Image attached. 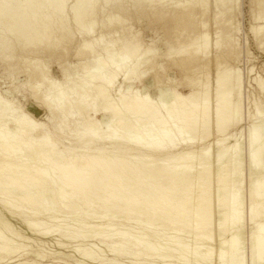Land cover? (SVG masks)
Instances as JSON below:
<instances>
[{
    "label": "rangeland",
    "instance_id": "obj_1",
    "mask_svg": "<svg viewBox=\"0 0 264 264\" xmlns=\"http://www.w3.org/2000/svg\"><path fill=\"white\" fill-rule=\"evenodd\" d=\"M176 1L178 0H175L174 2ZM179 2H181V0ZM72 3L74 4V0H68L67 5H69V7L66 9L68 12L66 13L68 15V24L71 27L70 29L72 31L74 29V38L70 41H62V45L58 47L57 53H55L54 56L42 55L39 52H30L28 54L24 53L20 56L19 51L5 52L3 51L5 49H2L0 46V104L2 107L8 105L5 106L4 109L0 106V141L3 142L5 139L6 142H11V140L15 139L12 138V134H14L13 131H17L15 130L17 124L7 116V114H9L7 112H20L19 114L13 113L14 115H11L16 116L24 113L25 115L32 117L35 121L42 123L44 127L41 129V132L49 131L48 133L51 135V143L56 146L58 152H64V154L68 157L76 156L77 158H81L85 156L92 159L97 156L98 153L102 152L106 156L111 155L122 157L121 160L123 158L128 159L130 157L128 156L129 150L126 149L127 147L105 143L102 140L95 138V129L93 130V128L88 125L86 127V123H88L86 120H90L91 118L93 119L94 117L101 122V125L99 126L101 127L99 133L105 132L106 134L109 133V131L111 133V131L113 132L116 129V124L113 120L111 121L112 123L110 122L108 124L103 122L104 116H108L110 118L109 120H111V115L108 112L105 113L104 110L102 112V106L100 107L102 99L98 98L97 100L96 94L92 95L95 87L102 85L114 99L115 103H118L121 94L129 95L131 92L137 91H146L155 102H158V90L164 88L169 89L170 92L174 93L176 91L182 96L191 97V101H196L198 96L197 93L200 94L201 92L200 88L196 87L195 89V87L187 81L190 76L195 75L201 80L200 82L208 84L206 92L210 95V107L212 108L210 111L211 121L209 124L213 133L208 139H198L194 144L184 143L183 139L186 138V140H188L193 137V134L186 133L188 136L184 134L182 137L178 133L179 131L177 130V127L173 125V134H171V138L176 140V142L181 145H179L176 149L162 151L160 156L162 155L168 157L178 153L190 151L194 152L192 153L194 155V159L193 161L191 160V162H188V165H192V171L194 172L196 169H202V166L204 168L205 165H208L210 168L209 170L212 171L214 176H216L219 171H226L228 169L229 182L231 181L229 183L231 188H229L230 190L232 189L231 194L233 193V190L238 191L239 189L241 196V198H238V201L240 202L239 211L242 217L239 216L241 224L239 223L238 228H244L242 235L237 237L238 241L236 240L235 242L237 245H240V247H237L235 244V248L237 247L238 249H236L239 250H234L237 251V254H235L238 256V252L241 253L242 257H244L245 264H264V260H254L255 251L252 250L255 248V246H253L255 243L254 240L258 242L259 239L253 238L255 236V232L257 231V227L259 224H264V178L262 181L259 180L264 176V163H261L262 161L264 162V160L260 159V164L258 162V165H256L257 163L253 165L251 162L252 149L250 146L251 128L259 125L264 129V10L261 11L259 9L258 0H232L228 4L229 12L225 15L219 14V8L216 0H207L206 9H197L196 18L199 21L204 20V23L206 21L205 25L200 28V32L203 29V32L206 31L204 33L208 34V44L206 49L208 56L206 60L207 62L210 60L212 61L218 54H222L224 56L221 59V68H223V66L229 67L233 71H231L230 81L233 87L232 95L235 108L241 104V109L239 111L240 114L236 115V111L233 113V124L229 127L227 133L222 135L223 137L217 134L215 123L216 114L214 107L217 105V66L214 63H210L206 70H193L192 72L195 74L190 75V73L184 72L175 63L176 59L181 56L180 49L186 48V50L192 51L193 53L202 52L204 47L199 50L198 47H191L189 45V38L192 37V33L184 32L183 37L180 39L181 46L179 48L173 46V48L170 49V44H168V42H170L171 39L166 35L163 22L159 21L158 23V21L150 17L148 13L146 14V11H143L145 13L144 14L140 8L132 10L130 13L129 11H127V13L115 11L112 8L113 6L111 3H100L97 5V27L95 26L92 31L93 33H91V31L88 32L87 30L80 31L77 29L78 27L74 24V21H71L72 11H70V5H72ZM130 5L131 4H127V7L131 9ZM111 11L112 14H115L125 20V26L124 24L121 25L120 23H115L116 21L110 24L107 16L111 14ZM203 12H205V16L201 15ZM105 14H107V16ZM1 31L2 29L0 30V34H2ZM124 36L128 38L127 40H130L128 53L131 56L129 59L125 60H123L124 54L120 51L121 47H118L119 44L122 43L121 41L126 40ZM86 37H88V39L92 37L91 40L94 42V50H85L83 51L84 53L82 52V55H79L78 52L83 46L82 40ZM117 38L121 41L117 44L115 43L112 47L113 49H111L108 53L105 52L104 49L106 47H109V45L113 42L119 41ZM174 40L175 39H173V41ZM31 53H33V55H31ZM97 56H100L106 64L101 65L98 62ZM32 57H35L36 61L39 60L38 62H41L39 63L40 65H43L44 68L46 67L45 69H48V76H50L51 80L49 77L48 80L47 78H44L39 70H37V75H29L30 70L27 69L26 65L32 60ZM27 58L31 59L29 60ZM35 59L32 60V62H35ZM203 61H205V59ZM118 64L119 66L117 67ZM65 67L68 68L64 69ZM67 69H70L69 73L65 72ZM107 72L116 74L117 81H115V84L113 82L112 86L111 84H108L107 81H103V78L105 79L108 77ZM127 74H132V76L126 77ZM52 81H56V83L58 82L57 85L53 84L52 86ZM60 83H62V86ZM33 87H37V89L33 90ZM71 87H77V90L71 91L69 89ZM128 87H131V90H129ZM58 88H60L59 90L62 93L56 90ZM40 95L41 97H47L48 99L44 98V100H40L36 97H39ZM58 95H61L62 97H59ZM168 99L161 100L157 104L163 108V112L167 118L168 115L166 114L167 112H165V108H168L169 106L171 107V104L173 105L172 100ZM62 100H66L67 102ZM73 101H76L74 102L76 103L75 105L74 103L72 105L71 102ZM80 102L82 104H80ZM63 103H65V105L66 103L67 105L70 103L71 107L68 105L70 109L73 107L71 110L68 108V114H64V111L62 110V107L64 106ZM83 103L86 106H83ZM88 108H91V110ZM183 109H185L184 106H178V114L180 116H182L181 114ZM237 116H240V122L237 119ZM182 118L181 120H183ZM130 119L132 121H136L133 118ZM144 120L146 119H143V121ZM181 120L179 122H181ZM169 121L171 120L169 119ZM144 122L146 123L141 122L139 124L137 121L133 122L135 126L137 125L136 127L140 126V129L139 127L137 129L141 134V139L144 140L147 136L146 139L149 138L147 141L156 140L158 134L160 135L161 132L158 129L155 130L149 127L150 125L147 121ZM145 125L147 126L145 127ZM110 126L112 127L110 128ZM88 127L92 130H88ZM99 127L97 129H99ZM6 128H8L10 132L6 130ZM197 128L199 131L196 134L203 135V127L199 125ZM87 131H93L94 133H88ZM2 132L5 133L3 134ZM120 132L122 133V131ZM129 133L130 132H127L129 136H133L132 133ZM127 134L125 133V135ZM150 134H152V136ZM260 136V142H258L260 143V146H264V131ZM219 140H223L220 145H218ZM32 141L34 142L35 139H32ZM15 146H18V149L16 147L17 150L20 151L22 149L23 152H26L27 154H32L34 151L33 149L30 150V148L26 149V146L18 143H16ZM257 146H259V144ZM220 149L222 152H220ZM30 151H32V153ZM218 151L223 153V157L226 155L222 159V164H220L221 160L218 157ZM133 153L134 151H132L131 154ZM156 158L158 159L159 156ZM200 159H204V163ZM223 161L225 165L223 164ZM4 163L5 159L0 156V165ZM200 163H202V166ZM42 165L45 166L44 163ZM255 165L256 167L254 168ZM252 166L254 169H252ZM232 167L241 168L239 170L237 168L238 171L236 170L235 172L234 170H231ZM229 171L234 174H231ZM260 173L263 174L261 175ZM56 174L57 173L51 169L49 175H51V178L56 182L54 185H47L46 187V184H44L43 186L37 188L34 187L35 190L33 189V186L28 185L26 194L27 192L29 194L26 195L27 197L18 189L0 188L1 200L5 198V200H7L9 198L8 200L12 201L11 198H14L13 200H17L21 197H30L28 195H31L34 198H40L41 200V202L39 201L43 206V208L41 207V213L32 215L35 213L34 210L30 209L29 206L25 204L26 206H24L23 210L30 211V214L27 213L24 215L26 217L22 216L23 218L7 214L6 219L8 221V227L6 229L3 226L1 227V230L4 233L3 235L11 239L12 242L14 241L13 243L11 242L12 247L20 250L18 255L21 256L23 262H27L28 264H36L39 260V258L36 257L37 255L44 257L43 264H56L57 262H61L63 264H220L219 254L221 246L219 245V242L222 239H225L226 241L230 240L236 230L233 229L234 227L232 226H234V224L231 220L232 224H230V227L232 228L229 229V232H227L224 236L221 234L223 237L219 234L220 229L218 215L221 216V208L219 207L217 200V194H219L217 176L215 177V183L212 186L213 195L211 194L213 197L212 205L215 215L213 226L215 231L213 232L214 236L212 242L209 241L206 243V241H202V236L200 238V236L195 234L196 232L192 231L191 228L189 231L185 230V232L182 231L176 234L169 229L163 231L161 227L158 228L157 223L154 226H149L145 221V217L140 218L138 215H132L134 217L132 218V216L120 215V212L114 214L112 211L110 212L112 216L110 214L104 215L105 210L99 206L101 203L99 200L97 201V199L89 200L87 203L88 205H84V203L79 200L80 196H74L71 200H65L64 202L59 195L60 186L57 184L61 176L59 175V177L58 174ZM56 176H58L59 179H57ZM232 177L233 179H231ZM258 180L262 182L259 183L260 187L255 183L259 182ZM258 191L260 192L259 194ZM38 192L39 195L36 196L35 194ZM255 192L261 196L256 197ZM2 193L5 195L3 196ZM52 193H54V195ZM231 199L228 198V204L231 202ZM236 199L237 198H234V200ZM68 202L70 205H75V207H71L72 210L69 209L70 205L68 206ZM253 202H255V204ZM24 219L27 221L30 219L31 221L37 220L40 222L41 233L36 230H31L27 223L25 224ZM44 231L49 233L42 234ZM122 233L125 234L121 235ZM262 235L264 237V234ZM176 236H178V238L180 237V240H178L179 242H176ZM73 238H75V240H73ZM139 239L145 242H150L152 247L155 249H147V247L143 245L140 246V244L136 245ZM226 243L227 244L225 245H228V241ZM225 245H223L222 248L223 252H227V246ZM181 246H183V248ZM210 248H213L214 252L213 256L209 259L206 255V250H209ZM85 249H90L92 251V255L88 258L84 257V259V253L82 252ZM149 250L151 252H149ZM152 250H156L157 252H152ZM228 252H230V248L228 249ZM227 254H225L224 258ZM2 255L6 256L4 253H0V258ZM227 257L228 258H225V260L230 258L229 254ZM16 258L18 259V257ZM6 261L7 260L0 262V264H6ZM207 261H209V263Z\"/></svg>",
    "mask_w": 264,
    "mask_h": 264
},
{
    "label": "bare ground",
    "instance_id": "obj_2",
    "mask_svg": "<svg viewBox=\"0 0 264 264\" xmlns=\"http://www.w3.org/2000/svg\"><path fill=\"white\" fill-rule=\"evenodd\" d=\"M98 1L74 0V4L72 3V5H70V9H71L70 11H72V18L71 17L70 18H71V21L73 20L74 24H76V26L78 27V28L76 27L77 29H79L80 31H85V30H87L88 32L91 31V33H93L92 31L97 25V21H96L97 16H98V14H96L97 5H99L100 3H104V4L111 3L113 6L112 8L115 11H122L126 13L127 11H129L130 13L132 10H136L140 8L142 12L146 11L145 13L146 14L148 13V15L152 17L153 19L157 20L158 23L159 21L163 22L166 35L167 37L171 39V41L168 42V44H170V49H172L173 46H176V48H179L181 46L180 39L183 37L184 32H190L193 34L192 37L189 38V45L191 47L193 46L198 47L199 50H201L204 47L202 49V52L193 53L192 51L186 50V48L180 49L181 56L178 59H176L175 63L180 69H182L184 72L190 73V75L195 74L194 72H192L193 70H201V71L206 70L207 67L210 65V63H214L217 66L218 68V75L216 78V84H217V88H216L217 102L216 103L217 105L214 107L215 114H216V117H215L216 119L215 123H216V128H217L216 132L217 134H219V136L226 134L227 131L229 130V127L232 126L233 124L232 123L233 113L236 111L237 113L236 115L240 114L239 111L241 109V104H239L235 108V105L233 103V95H232L233 87L230 81L232 69H230L229 67H224V66L223 68H221V64H222L221 59L224 56L222 54H218L215 56V58L212 61L210 60L207 62L206 60L208 56V53L206 52L207 44H208V39H207L208 34L204 33L206 31L203 32V29L200 32V28H202V26L205 25L206 21L205 23H204V20L199 21L196 18L197 17L196 15H197V9L207 8V0H181V2H179L180 0L176 2H174L175 0L174 1L173 0H98ZM216 1H217V6L219 8V14L225 15L226 13L229 12L228 4L232 0H216ZM67 4H68V0H0V30L2 29L3 31V32L1 31L2 34H0V46L2 47V49H5L3 51L5 52L6 51H12V52L19 51L20 56H22L24 53L28 54L30 52H34V53L39 52L42 55L54 56L55 53H57L58 47L62 45L63 43L62 41H65V40L70 41L72 38H74L73 37L74 29L72 31L70 29L71 27L68 24L69 19L67 15L68 12L66 11V9L67 7H69V5ZM127 4L128 5L131 4L130 5L131 9L127 7ZM258 6H259V9L263 11L264 10V0H258ZM110 13H109L110 15L108 16L107 14H105L107 18L109 19L110 24L116 21L115 23H120L121 25L124 24L125 26V20L121 19V17L115 14H112V11ZM201 15L205 16V12H203V14ZM114 34H115V31H114ZM91 38L92 37H90L89 39L91 40ZM87 39L88 37L82 40L83 46L82 47L80 46L81 48L78 52L79 55H82L84 53L83 51L85 50H92V51L94 50V46H93L94 42L92 40L90 41L89 39L88 40ZM127 39L128 38H126L125 41H121L120 39L117 38V40L119 41L113 42L111 45H109V47H106L104 51L108 53L111 49H113L112 47L115 45V43L117 44L121 41L122 43L119 44L118 47H121L120 51L124 54L123 60L129 59L131 57L130 54L128 53V47L130 44V40H127ZM173 39L175 40L173 41ZM199 54H202V55H199ZM31 55H33V53H31ZM33 58L35 59V57H32V60H34ZM97 58H98V62L101 65L106 64L105 61H103V59L100 58V56H97ZM27 59L30 60L31 58H27ZM204 59L205 61H203ZM32 60L26 65L27 69L30 70L29 75H37L38 73L37 70H39L41 75L44 78H47L48 80V77L50 78V76H48L49 74L47 71L48 69H45L46 67L44 68L43 65H40L39 63L41 62H38L39 60L36 61L35 59V62H32ZM118 66L119 64L117 65V67ZM66 68L68 67H65L64 69ZM69 70L67 69L65 72L69 73L70 72ZM107 75L108 77L105 79L103 78V81L104 80L107 81V83L111 84L112 86L113 82L115 84V81H117L116 74L107 72ZM128 76H132V74L131 75L127 74L126 77ZM187 81L193 87H195V89L196 87L200 88L201 92L200 94L197 93L198 96H197L196 101H191V97L182 96L178 94L176 91L173 93V92H170L169 89H165V88L158 90L159 91V94L157 96L158 102L161 100H166L168 98H169L168 100L171 99L173 102V105L171 104V107L167 106L168 108H165L163 106L166 109L165 112H167L166 114L168 115V118L165 116L163 112V108L157 105L158 102L156 101L157 102L156 103L146 91L131 92V94L129 95L121 94V96L119 95L120 96L119 100L117 98L118 103H115L114 99L111 97L108 91L104 89L102 85L96 86L95 89L93 88L95 93L93 92V94L92 93L91 94L92 95L96 94L97 100L98 98L102 99V104L100 105V107L102 106L101 107L102 112L104 110L105 113L108 112L111 115V120H109L110 118L108 116H104L103 122H106L108 124L113 120L116 124V129L113 132L111 131V133L110 131L109 133H106V134L105 132L99 133L100 128H101L99 126L101 125V122L97 120V118H94V117L93 119L91 118L90 120L85 119L86 121H88V123H86V127L88 125L89 127L93 128V130L95 129V133L92 131L96 135L95 138L102 140L105 143L127 147L126 149L129 150V153L128 152L126 153H128V156L130 158L128 159L123 158L122 160H121L122 157H116V156H111V155L106 156L102 152L98 153V155L93 157L92 159L89 157H85V156L81 158L79 157L77 158L76 156L68 157L64 154V152H58L56 146L53 143H51V135L48 133L49 131L41 132V129L44 127L42 123L35 121L32 117H29L28 115H25L24 113L20 115L12 116L11 114L13 113L16 114L17 112L11 111L13 113H10V111L8 112L6 111L7 113H9L7 114V116L10 117L13 120V122L17 124V127L15 128V130L17 131H13L14 134L11 133L13 135L12 138H15L11 140V142L10 141L6 142L5 139L4 141L6 143L4 141L3 142L0 141V156L3 157V159H5V163L0 165V188L2 187V188H7V189H10V188L18 189L22 191L24 195L26 196L27 194H29L28 192L26 194L28 185L33 186V189L35 190V188L43 186L44 184H46V187H47V185L51 186V185H54V183H56L51 178V175H49L52 169V171L57 173L58 176L59 175L61 176V177L59 176L60 179L58 178V176L56 177L57 179H59L58 180L59 182L57 183L60 186L59 195L61 199H63L64 202L65 200H71L74 196H80L79 200L82 203H84V205H86L89 200L97 199V201L99 200L101 203V205L99 206H101L105 210L104 215L110 214L111 211L114 214H117L118 212H120L119 213L120 215L122 214V215L130 216V217L132 215L134 216L138 215L140 218L145 217V221L148 223L149 226L150 225L154 226L157 223L158 228L161 227L163 231L169 229L170 231L176 234L182 231L185 232V230L189 231V229L191 228V230L195 231L196 232L195 234L200 236V238L202 236V241H206L207 243L209 241L212 242L213 236H214L213 232L215 231L213 227L215 215H214L213 205H212V202H213L212 201V198H213L212 197L213 195L212 186L215 183V179L217 178V183L219 187L218 189L219 194H217V197H218L217 200L219 203V207L221 208L220 209L221 216L218 215L219 229H220L219 234L220 235L222 234L224 236L227 232H229L230 228L234 227L233 229H236L231 239L227 240L228 245H225L227 244L226 243L227 241L225 239H222L219 242V245L221 246L220 254H219L220 264H245L244 257H242L241 253L238 252V256L236 255L237 251H239L237 250L238 249L237 247L238 246L240 247V245H237L235 243L237 240V237H240V235H242V231L244 229V228L241 229L240 227L238 228V225L240 223L239 216H241L240 211H239L240 202L238 201V198H241V196L239 193V189L238 191L233 190V193L231 194L232 189L230 190L231 187L229 183L231 181L229 182V177H228L229 173L227 171L228 169L226 170L227 172L225 170H222V171L218 170L219 172L216 175L217 176L216 177L214 176L212 171L209 170L210 168L208 167V165H205V167L203 168L202 163H200L202 166L200 167L202 169H199V170L196 169V171L194 172L192 171L193 170V168L191 167L192 165L191 166L188 165L189 164L188 162H191V160L193 161L194 159V155L192 154L194 152H190V151L178 153V154L168 156V157L162 156V155L160 156V153H162V151L176 149L179 145H181L180 143H177L176 140L171 138L172 137L171 134H173V125L177 127V130L179 131L178 133L182 137L184 136V134L186 135V133L193 134L192 138H189L188 140H186V138L183 139L184 143L194 144L198 139L199 140L208 139L213 133L210 127V124H209L211 121L210 111L212 108L210 107L211 106L210 95L209 93L206 92L208 84L200 82L201 80L197 78V76L195 75L190 76L187 79ZM52 82H53L51 84L52 86L53 84L57 85L58 83V82L56 83V81H52ZM61 84L62 83H60V85ZM63 87H60V88H63ZM60 88L56 90H58L59 92ZM128 88L129 90H131V87H128ZM32 89L36 90L37 87H33ZM69 89L71 91H74V90H77V87H71ZM61 95H58V96L60 97ZM70 95L72 96L71 93ZM36 97L40 100L42 99L44 100V98L48 99L47 97H43V96L41 97V95L39 96L40 98L38 96ZM62 101L65 102L66 100H62ZM74 102L76 101L71 102L72 105ZM188 103H189V106H188ZM63 104L64 106L62 107L63 108L62 110L64 111V114H68V108L70 109L71 105L70 103H68V105H70V107H68L67 103L66 105L65 103ZM75 104L76 103H74V105ZM80 104L82 103L80 102ZM179 105H182L185 108L183 109L182 114H181L183 118L182 116L178 114ZM5 106H8V105H5ZM5 106L4 107L1 106V107L4 109ZM83 106H86V105H84L83 103ZM88 109L91 110V108H88ZM130 118L135 119L137 123L139 124L141 122L146 123L144 121H147V123L150 125L149 127L155 130L158 129L161 132L160 135L158 134V137L160 136L159 139L157 137L156 140L147 141L149 140V138L146 139L147 138L146 135H145L146 140L144 139L145 141L141 139V134L139 133L137 129L138 127L140 129V126L136 127L137 125L135 126L133 123L136 121H132ZM181 118L183 120H181ZM239 118L240 116L239 117L237 116V119L240 122ZM143 119H146V120L143 121ZM169 119L171 121H169ZM180 120L181 122H179ZM199 125H201V127H203L204 129L203 135L196 134L199 131L197 128L199 127ZM146 126L147 125H145V127ZM98 127L99 129H97ZM111 127L112 126H110V128ZM6 130H8V128H6ZM88 130H90V128ZM90 131L89 132L87 131V132L92 133ZM120 131H122V133ZM263 131L264 129L259 125L252 127L250 130V140H251L250 146L252 149L251 162L253 165L256 163H257L256 165H258V162L260 164L261 160H264V146L262 145L260 146V143H259L260 142L259 140L261 137L260 135ZM124 132L126 134L127 132H130L129 134L132 133L133 136L132 135L129 136L128 134L127 136L125 135ZM152 134L150 135L152 136ZM32 139L33 140L35 139V141L33 142ZM222 141L223 140H219L218 145H220ZM16 143L26 146V149L28 148H30V150L33 149L34 150L33 153L32 151H30L32 154H27L26 152L24 153L22 149L20 150L21 151L20 153V151L17 150L18 146H15ZM258 144L259 146H257ZM17 151H18V154H17ZM132 151H134L133 153L134 155L131 154ZM220 152H222L221 149H220ZM220 152L218 154V157L221 160V163L220 162L219 163L222 164V159L226 155L223 157V153H220ZM158 156L159 158L157 159L156 157ZM200 160H202V162L204 163L203 161L204 159H200ZM224 161H223V164H224ZM43 163L45 164V166L42 165ZM261 163H264V162L262 161ZM256 165L254 166V168L256 167ZM237 168L232 167V169L231 168L230 169L236 172ZM240 168H238V170ZM254 168L252 166V169ZM263 178L264 176L262 177V179H259V180L262 181ZM231 179H233V177ZM261 181L255 182V183L258 184L260 187L259 183ZM50 190L52 191L51 188ZM259 191H258V194L260 193ZM256 193L257 192H255V194ZM52 194L54 195V193ZM258 194H256V197L261 196ZM4 195L5 194H3V196ZM35 195L36 196L39 195V192ZM28 196L30 197L28 198H22V197L18 198L17 197L18 198L17 200H13L14 198H11L12 201H9L8 200L9 198L7 200H5L6 198L2 200L0 199V253H4L6 255V256L2 255V257L0 258V262H4L5 260H7L6 264H28L27 262L22 261L21 256L18 255L20 250L12 247L11 245L12 240L9 239L8 237H5V235H3L4 234L3 231L1 230L2 226L5 229L8 227L7 226L8 221L6 219L7 214H10L11 216H20V217L26 215L27 213L30 214L29 213L30 211L23 210L24 206L26 205H28L30 209L34 210L35 213H33L32 215H37V213H41V207L43 208V206L40 203L41 202L40 198H34L31 195H28ZM228 198L230 199L232 198L233 200L234 198H237V199L234 201L231 199V202L229 203L230 204L229 205ZM253 203L255 204V202ZM69 205L70 204L68 202V206ZM72 206L75 207V205L72 204L70 205L69 209L72 210L73 208ZM132 218L134 217L132 216ZM231 220H232V223L234 224V226L232 227H230L231 226L230 224H232ZM24 221H25V224L27 223L28 227L31 230L33 231L36 230V231H39V233H41L40 231L41 223L40 222H38L37 220L31 221L30 219L28 221L24 219ZM46 232L44 231V233L42 234H45ZM124 234L125 233H122L121 235H124ZM262 234H264V224H259L257 227V231L255 232V236L253 237L256 239L259 238L258 242L254 240L255 243L253 246H255V248L252 249L255 251V253L253 252L255 256L254 260L256 259L261 260V261L264 260V237ZM175 238H176V242H179L178 240H180L179 239L180 237L178 238V236H176ZM140 239L138 241L139 243L136 241L137 244L136 243L134 244L136 245L140 244V246L143 245L147 247V249L149 248L155 249L154 247H152L150 242H145ZM73 240H75V238H73ZM235 244L237 245L236 247L237 249L235 248ZM223 245L227 246V252L225 251L223 252V249H222ZM183 246L181 247L183 248ZM229 248H230V252H228ZM150 250L149 252H151ZM234 250H237V251H234ZM154 251L156 250H152V252ZM91 252L92 251L90 249L83 250L82 252L84 253L83 258L84 257L88 258L90 255H92ZM206 252H207L206 254L207 257L210 259V257L213 256V252H214L213 248L206 250ZM227 253L229 254L230 258L228 260L227 259L225 260V258H228ZM225 254H227V256L224 258ZM16 257H18V259ZM36 257L39 258L36 264H43L44 257H42L41 255H37ZM207 262L209 263V261ZM56 264H63V263L57 262Z\"/></svg>",
    "mask_w": 264,
    "mask_h": 264
}]
</instances>
